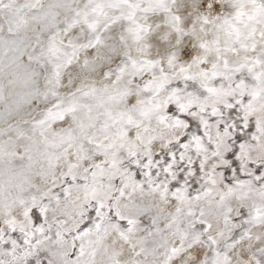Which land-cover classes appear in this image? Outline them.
<instances>
[{
	"label": "snow or ice",
	"instance_id": "6c2138e0",
	"mask_svg": "<svg viewBox=\"0 0 264 264\" xmlns=\"http://www.w3.org/2000/svg\"><path fill=\"white\" fill-rule=\"evenodd\" d=\"M0 264H264V0H0Z\"/></svg>",
	"mask_w": 264,
	"mask_h": 264
}]
</instances>
